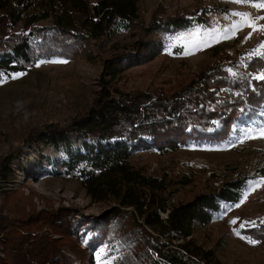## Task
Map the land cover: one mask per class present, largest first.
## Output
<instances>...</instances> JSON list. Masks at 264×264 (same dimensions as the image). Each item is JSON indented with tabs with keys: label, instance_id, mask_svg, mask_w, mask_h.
Segmentation results:
<instances>
[{
	"label": "trees",
	"instance_id": "16d2710c",
	"mask_svg": "<svg viewBox=\"0 0 264 264\" xmlns=\"http://www.w3.org/2000/svg\"><path fill=\"white\" fill-rule=\"evenodd\" d=\"M213 10L200 9L193 19L156 20L157 39L143 46L136 42L134 48H141L137 56L114 50L104 60L102 85L114 82L129 67L153 60L182 33L207 27L205 17L219 12ZM138 13V0H0V73L10 78L29 72L41 61L72 60L84 41L96 43L129 33ZM46 21L50 25L40 26ZM225 50L214 48L213 63L176 94L125 95L107 86L66 127L47 133L52 127L47 126L40 132L42 142L54 147L62 144L67 152L64 161L54 164L53 175L79 181L93 203L111 207L92 226L84 222L75 228L54 214L46 221L1 216L3 263L89 264L88 249L98 234L87 241L79 230L96 229L100 244L112 248L111 255L117 254L113 264H222L211 250L201 248L194 234L210 225L222 204H238L254 178L241 176L170 204L173 189L189 186L190 178L172 176L166 170L149 174L132 158L136 150L158 155L176 151L191 139L225 143L235 122L262 107L264 80L256 77L264 73V58L245 50L231 56ZM68 133L76 134L83 152L68 147ZM144 138L152 145H142ZM2 170L5 177L11 175L7 167ZM262 177L264 168L257 179ZM44 229L60 237L54 240ZM244 233L249 239L263 240L264 223ZM75 242L84 244L83 250L77 248L84 257L72 254L71 247H78Z\"/></svg>",
	"mask_w": 264,
	"mask_h": 264
},
{
	"label": "rangeland",
	"instance_id": "374dc122",
	"mask_svg": "<svg viewBox=\"0 0 264 264\" xmlns=\"http://www.w3.org/2000/svg\"><path fill=\"white\" fill-rule=\"evenodd\" d=\"M256 2L259 0L251 1ZM138 3V19L129 33H119L96 43L84 41L72 53V60L39 63V67L35 66L18 78L10 77L0 83V217L23 221L39 217L40 221H46L54 214L64 217L63 222L71 223L73 228L84 222H91V226L97 223L111 206L93 203L79 181L53 175L54 164L64 161L67 152L62 144L54 147L42 142L40 132L47 126H52L45 131L47 133L57 126L66 127L92 105L107 86L125 95L151 94L159 97L163 93L169 96L190 86L202 70L213 63L214 48L226 49L231 56H236L235 52L239 50L252 51L253 55H257V51L264 52L261 48L264 31L245 27L241 17L233 15L248 13L253 19L264 17V9H257L251 3H235L233 0H138ZM200 9H205V13L213 9L219 12L205 17L207 27H195L182 33L153 60L129 67L121 73L118 81L102 85L101 81L106 79L104 60L110 59L112 51L137 56L141 48H134L136 42L143 46L157 39V34L153 33L156 20L193 19ZM49 23L41 22L40 26ZM256 24L264 26V19L256 20ZM233 25L240 26L235 35H232ZM225 34L231 38H224ZM200 41L204 43L197 50L193 44ZM189 50L192 54H185ZM261 125H264V104L235 122L225 143L213 144L202 140L198 143L191 139L187 140L186 147L163 155L136 150L132 162L149 174L158 175L166 170L172 176L190 178L189 186L173 189L169 195L170 204L187 201L198 193L217 189L241 176H251L259 182L261 178L257 177L264 168V139H248L243 143L241 140L247 129ZM68 138V147L72 151L83 152L76 134L68 133ZM141 142L142 145H152L146 138ZM3 167L10 170L9 177L4 176ZM244 192L247 196L243 193L238 204H222L210 225L194 234L201 248L211 250L222 264H264V239L253 245L247 242L249 238L244 233L246 229L264 223V182L258 186L249 183ZM233 220L237 222L233 224ZM246 221H254L255 225L249 223L241 227ZM95 230H79L87 241L98 234L96 242L88 249L89 264H113L117 254L111 255L113 249L100 244L99 233ZM44 231L54 240L60 237L48 229ZM237 231L240 236L236 235ZM4 241L1 235L2 263L6 259ZM83 245L72 246V254L84 257L77 252V248L84 249Z\"/></svg>",
	"mask_w": 264,
	"mask_h": 264
},
{
	"label": "snow or ice",
	"instance_id": "6c2138e0",
	"mask_svg": "<svg viewBox=\"0 0 264 264\" xmlns=\"http://www.w3.org/2000/svg\"><path fill=\"white\" fill-rule=\"evenodd\" d=\"M233 2L235 3H245V4H249L251 3V0H233ZM251 6L257 8V9H264V0H259V2H256V3H251ZM233 15H237V16H240L241 19H242V22H243V25L245 27H251L253 29V31H257V30H261V31H264V26H260L258 27L257 24H256V20H260V19H264V17H257L256 19H253L250 14L248 13H233ZM239 25H233V31H232V35H235V31L236 30H239ZM209 35H211V33H209ZM224 38H231L230 35H227L225 34L224 35ZM248 38H251L250 36ZM181 39H184V37H181ZM204 43V41H200L198 43H194L193 44V47L197 48V50H200L201 48V45ZM187 47V45L185 46ZM261 48H264V44H261ZM185 54H192L191 50L187 51ZM257 55H260V56H264V52H259L257 51L256 53ZM49 63H66V61H60V60H55V61H48ZM41 64L44 63V61H41L40 62ZM40 64H37L36 67H39ZM19 75H22V74H16L14 76H12L11 78L12 79H15V78H18ZM8 75L5 74V73H0V83H4L7 81L8 79ZM257 79H260V80H264V73H261L259 76L256 77ZM248 139H264V125H261L259 126L258 128H253V129H247L245 132H244V135H243V139L241 140V143H243L245 140H248ZM261 182H264V177L261 178V181L257 182V181H253L251 182L254 186H258ZM245 196H247V193H245ZM239 206V205H237ZM237 221L236 220H233L232 223L235 224ZM253 224L255 225V222L252 221V222H244L241 227H244L246 226L247 224ZM236 235L240 236V232L237 231L236 232ZM241 238H244V237H241ZM248 243L250 244H257L258 241L256 240H252V239H248L247 241Z\"/></svg>",
	"mask_w": 264,
	"mask_h": 264
}]
</instances>
